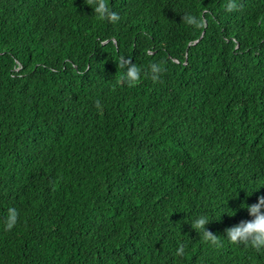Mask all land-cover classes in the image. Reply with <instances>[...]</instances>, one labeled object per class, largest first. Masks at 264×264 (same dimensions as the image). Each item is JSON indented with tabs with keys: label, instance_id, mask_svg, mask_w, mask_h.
Segmentation results:
<instances>
[{
	"label": "trees",
	"instance_id": "trees-1",
	"mask_svg": "<svg viewBox=\"0 0 264 264\" xmlns=\"http://www.w3.org/2000/svg\"><path fill=\"white\" fill-rule=\"evenodd\" d=\"M105 3L0 0V264H264L224 240L264 196V0Z\"/></svg>",
	"mask_w": 264,
	"mask_h": 264
},
{
	"label": "clouds",
	"instance_id": "clouds-1",
	"mask_svg": "<svg viewBox=\"0 0 264 264\" xmlns=\"http://www.w3.org/2000/svg\"><path fill=\"white\" fill-rule=\"evenodd\" d=\"M90 2L92 3L90 9L100 19L109 22H117L119 20L118 14L110 10L105 0H90ZM228 10H231V5L228 6ZM182 20L186 25L195 27H202L206 23L202 14L198 16L189 13L182 16ZM121 67L123 70V79L126 83L133 85L140 80L142 74L141 69L135 63H131L130 60L122 61ZM149 71L151 78L155 81L159 79L164 69L159 63H152L149 66ZM97 107H101V105L97 104ZM259 188L251 191L250 195ZM241 208L246 210L248 219L242 220L227 228L225 230L224 240L234 245L248 246L256 251L264 250V196H258L256 202L251 205L241 204ZM235 214L234 210H230L224 205L220 216L228 215L231 217ZM19 215L16 207H8L4 215V228L9 231L14 229L17 225ZM212 220L208 215L201 214L192 220L190 226L195 232L199 231L202 233L205 240L213 246H223V241L220 237L206 230V225ZM183 252L184 248L181 247L178 254H183Z\"/></svg>",
	"mask_w": 264,
	"mask_h": 264
}]
</instances>
